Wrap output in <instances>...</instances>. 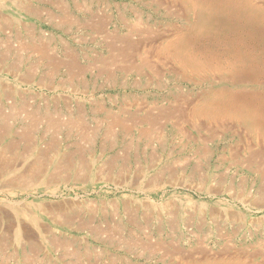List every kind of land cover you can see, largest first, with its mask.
<instances>
[{
    "label": "rangeland",
    "instance_id": "rangeland-1",
    "mask_svg": "<svg viewBox=\"0 0 264 264\" xmlns=\"http://www.w3.org/2000/svg\"><path fill=\"white\" fill-rule=\"evenodd\" d=\"M206 1L0 0V43L12 49L0 50V110L10 115L7 124L0 121V136L11 128L0 139V264H23L20 242L7 232L10 222L37 234L41 264H63L32 219L50 231L47 237L70 238L75 246L94 251L99 256L93 260L99 257L101 264L113 259L120 264H178V259H164L163 252L126 253L107 244L105 236L80 228L90 220L101 227L117 225L138 238L150 234L153 241L180 244L197 260L239 258L264 264V44L254 45L237 30H222ZM245 1L251 9L253 3L264 9V0ZM200 8L205 17L198 21ZM209 17L211 22L204 24ZM102 18L103 31H96L91 25ZM177 36L180 42L166 48ZM112 37L118 47L127 38L135 43L128 48L137 55L105 69L100 61L109 59L106 38ZM19 43L25 51L18 52ZM44 44L61 61L68 60L70 50L79 63L74 50L80 52L86 68L80 81L64 69L53 77L45 74L43 61L28 51ZM36 68L37 74H27ZM22 101L42 114L56 110L63 119L76 117L80 107L88 130L98 133L95 138L60 134L52 140L41 131L35 139L40 149L56 141L59 154L80 143L87 149V166L78 168L73 159L75 169L54 173L51 165L38 173L29 165L34 152L22 160L3 154V146L25 127L19 121ZM109 113L126 121L128 131L95 126ZM148 114L157 126L143 120ZM110 127L108 136L115 144L109 145L101 139ZM143 132L154 135L148 138ZM49 155L54 161L55 154ZM15 163L17 169L11 171ZM74 173L87 177L75 180Z\"/></svg>",
    "mask_w": 264,
    "mask_h": 264
},
{
    "label": "bare ground",
    "instance_id": "bare-ground-1",
    "mask_svg": "<svg viewBox=\"0 0 264 264\" xmlns=\"http://www.w3.org/2000/svg\"><path fill=\"white\" fill-rule=\"evenodd\" d=\"M163 2H165V1H163ZM163 2H162V5H163ZM175 2H176V0H175ZM206 2L212 4L213 10L216 11V14H217V23L220 24V26L222 27V30H227V29H228V31L237 30L236 32H242V35H244V36H242V35L241 36L245 37L247 39V41L253 43L254 45L264 44V9L262 7H260L257 4L253 3L252 9H251L250 8V4H248L245 0H209V1H206ZM156 3H158V2H156ZM76 7H77V5H76ZM171 8H173V7H171ZM80 9H82V7ZM169 10H170V8H169ZM62 11L66 12V10H62ZM197 13H198L197 14L198 21H199L200 15L203 14V16L205 17V12H204V10H202V8H200V11H198ZM210 19H211L210 17L206 18L205 20H203V23L204 24H207V23L209 24L211 22ZM240 21H242L243 23L239 24ZM104 24H105V21L102 18V20H96L95 24L91 25V27L93 29H95L96 31L97 30L103 31ZM132 27H134V26H132ZM160 36H161L160 38H162V35H160ZM150 37H151V35H150ZM174 38H175V40L173 39L172 41H169L167 44H165L166 48L167 47L168 48L172 47L175 43L178 44L180 42V38L178 36H177V38L176 37H174ZM106 39H107L106 43H107V47L109 49V55L110 56L108 57L109 59L107 61L106 60L102 61V62L100 61V63H102L104 68L108 67V65H110L113 62L115 63V61L118 60V59H122V61H124V60L128 61L129 59H131V58L135 57V55H137V53H135V54L132 53L130 48H128V46H130V45L131 46H136L135 43L130 41L128 38H127V40H124L123 43H121L122 47H118V45H117V41L118 40L115 37L114 38L112 37L110 39L106 38ZM154 43L156 44L155 41H154ZM157 46L158 45H156V47ZM34 47H36V46H34ZM154 47H155V45H154ZM1 49L6 52V50H10L11 49V46L9 45V43H3V44L0 43V50ZM17 49H18V52L19 51H25L26 47L24 48V45L22 43H19L18 46H17ZM137 49H139V48H137ZM28 51L31 52L35 57H37V58H39V59H41L43 61L44 65L47 67V71L45 72V74L48 75L49 77H53L55 75V72H57V71H59L61 69H64L65 73H66V75H68V77L70 76L72 79L80 81L79 76H81L86 71V68L84 69L83 66L79 65L78 60H77V56L73 52H71L70 50H69V52H67V54L65 56V57L68 58L67 61H65V60H62V61L61 60H57L56 57L53 55L54 53L51 54L49 52V48L47 46H45V44L42 45L40 48H34L33 50L28 49ZM156 51H157V49H156ZM165 51H166V49H165ZM130 52L132 53V55L130 54ZM154 52H155V50H154ZM158 52L161 53L160 50ZM168 53H167V55H168ZM164 54L166 55V53H164ZM147 55H148V53H147ZM1 56H2V53H1ZM189 58H190V56H189ZM5 59H7V58H4V60ZM2 62H3V59L1 57L0 58V64ZM145 62L147 63V59H146ZM145 62H144V66H145ZM255 63H257V62H255ZM263 67H264V65H263ZM136 68H137V66H136ZM0 69H2V68H0ZM133 70L136 71L135 69H133ZM137 70H138V68H137ZM37 71H38L37 68L35 70H28L27 74L28 75H34V74H37ZM106 71H109V70H105V71H103V73L106 72ZM255 73L257 74L256 71H255ZM250 75L251 74H249V76ZM8 94H9L8 92H3V95L5 97L9 96ZM237 95H239V94H237ZM27 103H25V101H22V110H23V112L20 113L22 119L19 120V121H22L24 123L25 127L22 129L21 132H15L13 140L9 141L6 146L5 145L3 146L2 153L3 154H14V157H16L15 155H17L18 156L17 159L18 160H22V159H26L30 155L31 152H34L35 156H34L33 162H32V164H29V165H31L30 168L32 170H36L38 173H44L47 170H49L52 166H53V169H54L53 170L54 173H56L58 170H60L58 168H63V170H70L71 168H74V169L76 167L84 168L85 166H87V165H85V160H84L85 159V152H86L87 149L82 148L83 146L81 147L80 143H79V145H77V149L76 150L73 149V151L65 152L64 154H59L58 151L55 150L56 149L55 148L56 141L54 142V145H50L46 149H42V148L40 149V148L37 147L36 143H38V142L35 139L36 138L35 135H37V133H39L41 131H43V133H45V132L49 133L52 140L57 139L60 134L65 135L67 138H71V137L77 135V138H79L80 140L85 139V141L88 138H95L98 133H97L96 130H93V131L88 130L87 126H90L89 125L90 123H88V121L85 119V117L83 115L84 114L83 110L80 107H78V108H76L77 110H76V117L74 116L75 118L72 117V118H69V119H63V117L59 113H57L56 110L54 112H46V113L42 114L41 112H38V111H35V110H32V109L30 110ZM177 103L179 104V102H177ZM179 106H180V104H179ZM98 110L100 111V108ZM170 112H171V110H170ZM177 113H175V115ZM12 115H14V114H12ZM150 115L148 114V117H145L143 120L146 121V122H149L150 126H153L152 123L156 125L158 122L153 117H151L152 115L151 116ZM159 115L160 114H158V116H157L158 118H159ZM8 116H10V115H8ZM8 116H7V113L3 114V112L0 110V121L1 122L4 123V121H5V123L7 124L8 121H6V120H7ZM163 116H161V118ZM168 116H169V114H168ZM170 117H171V115H170ZM170 117H169V119H170ZM241 117H244V116H241ZM174 118H175V116H174ZM94 122H95L94 123L95 126H114V127L115 126H121L120 131H123V132L128 131V128H129L128 127L129 124L126 121L119 119V116H115L114 114L110 115V113L107 116V120L104 121L103 124L99 120L94 121ZM140 122H142V121H140ZM135 123H138V122L135 121ZM3 126H5V124ZM8 130H11V128L9 127L7 129H5L6 133L2 137L0 136L1 137L0 139H2L3 137H5L7 135V131ZM91 130H92V128H91ZM110 131H111V127L108 128L107 132L103 135V137L101 139L104 144H106V143H109V145L110 144H115L109 137L110 136L109 135ZM153 135H154V133L152 134V132H143L142 133V136H145V137H148V138L153 137ZM52 153L55 154L54 155V157H55L54 159L55 160L54 161L52 160L53 163H52V161H49L50 159H48V155L52 154ZM10 157H11V155H10ZM49 157H50V155H49ZM73 159H75V161L78 162L76 164V167H74L72 165V160ZM110 164L113 165L112 162ZM111 165H109L110 169L112 168ZM9 167H6V168H9L11 171H13V170L17 169L16 168L17 164L15 163L14 165L9 166ZM32 175H33V173H32ZM59 175L60 174H57L53 178L57 179L59 177ZM73 175H74V179L75 180H80V179H84L85 177H87L85 174H81V173H74ZM69 177H73V176L69 175ZM123 177L125 178L126 176H123ZM17 179L18 178H16V181H18ZM12 182H15V180H12ZM32 222L35 224V227H37V229H39V231L41 230L40 233H42V232L46 233L45 234L46 236L45 237L42 236V237L44 238V240H47L46 242L51 247V249L55 253H58L57 254L58 255V260H60L63 264H101L99 262L100 261L99 257L96 260H93L94 258L99 256V255H96V253H94V251H92V250H90L88 248H85L84 246H75L72 243V241L69 240L70 238L69 239L61 238L59 235H58L59 237L54 238L55 237L54 234H52L53 236L49 238V237H47V234H50V231L47 228L41 227L42 225L38 224L34 219H32ZM106 224L107 225L104 224L105 225L104 227H101L102 225L101 226H96V225H93V221L90 220V222H84V224H81L80 228L81 229H85L86 231L88 230L90 232V234H92V236L93 235H95L97 237H100V235L105 236V238L103 240H105V242H107V244L112 245V246H116V247H118L120 249H123L124 251H126V253L127 252L128 253L144 252L146 254L152 255V254H155V253L163 252L161 255H162V257L164 259L169 257V256H171L170 258H172V257L177 258L178 259V264H247V263H245V261H243L242 259H239V258H228V259L217 260V261H213V262L210 261V259H208V258H203L202 260H199V259L197 260V259H195V257L192 254L186 253L184 251V249L179 246L180 244L179 245H175V243L172 244L171 242H170V244H165V242H162V241H159V240L156 241V239L153 241V239L149 236L150 234L149 235H145L147 232L144 234L145 235L144 238H138L137 236H134L132 233L124 232V230L121 227L117 226V225L113 226V225L108 224V223H106ZM146 224H148V223H146ZM7 232L9 234H16L17 239L20 242L19 245L23 248V253H22V255H23V257H22L23 264H41L43 262V261L41 262L39 260V256L41 255V253L43 251H42L41 246H39L37 244V241H36V235L37 234L35 232H33V230L31 231L30 229L29 230L25 229V226L22 223L18 225V224H15L13 222H10V225L7 228ZM100 240H101V238H100ZM167 243H169V242H167ZM18 250L19 249L16 248L13 255L18 253ZM0 251H4L3 245L0 246ZM9 255H10V253H9ZM5 257L7 258V256H5ZM11 257L12 256L9 257V260L12 259ZM13 258H14V256H13ZM9 260L6 259L5 261L7 263H9ZM14 260H15V258H14ZM48 260H50V259H48ZM17 262H19V261H17ZM105 264H107V263H105ZM109 264H120V263L116 259H113ZM121 264H132V263L124 261Z\"/></svg>",
    "mask_w": 264,
    "mask_h": 264
},
{
    "label": "crops",
    "instance_id": "crops-1",
    "mask_svg": "<svg viewBox=\"0 0 264 264\" xmlns=\"http://www.w3.org/2000/svg\"><path fill=\"white\" fill-rule=\"evenodd\" d=\"M74 52L76 53V54H78L79 55V63L83 66V64L81 63V54H80V52L78 51V50H74ZM99 62H98V60H97V64H98ZM98 66H100V64L98 65ZM84 76V75H83ZM82 76V77H83ZM82 80H83V78H82Z\"/></svg>",
    "mask_w": 264,
    "mask_h": 264
}]
</instances>
